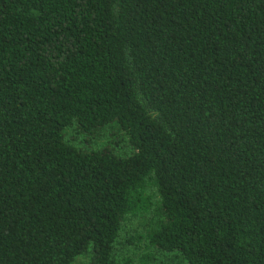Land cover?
<instances>
[{
  "label": "trees",
  "instance_id": "16d2710c",
  "mask_svg": "<svg viewBox=\"0 0 264 264\" xmlns=\"http://www.w3.org/2000/svg\"><path fill=\"white\" fill-rule=\"evenodd\" d=\"M264 264V0H0V264Z\"/></svg>",
  "mask_w": 264,
  "mask_h": 264
},
{
  "label": "rangeland",
  "instance_id": "374dc122",
  "mask_svg": "<svg viewBox=\"0 0 264 264\" xmlns=\"http://www.w3.org/2000/svg\"><path fill=\"white\" fill-rule=\"evenodd\" d=\"M73 264H88V258L87 256H80Z\"/></svg>",
  "mask_w": 264,
  "mask_h": 264
}]
</instances>
